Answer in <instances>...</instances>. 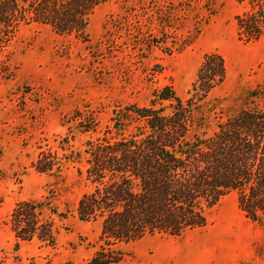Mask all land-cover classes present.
I'll list each match as a JSON object with an SVG mask.
<instances>
[{
  "label": "rangeland",
  "instance_id": "rangeland-1",
  "mask_svg": "<svg viewBox=\"0 0 264 264\" xmlns=\"http://www.w3.org/2000/svg\"><path fill=\"white\" fill-rule=\"evenodd\" d=\"M245 10L237 0H109L89 16L87 41L48 26L20 27L0 57V258L14 243L7 220L17 202L55 191L63 212L87 190L78 174L85 168V143L102 135L114 107L146 106L169 86L185 98L206 54L224 61L225 80L210 99H220L228 113L242 105L245 91L264 90V34L254 42L239 34L234 17ZM76 111L83 118L93 112L97 133L81 132L72 122ZM42 152L65 163L62 179L35 171ZM56 223L53 248L23 243L20 255L50 264L90 259L97 226L74 213ZM120 247L121 264H264V226L246 219L231 194L202 229Z\"/></svg>",
  "mask_w": 264,
  "mask_h": 264
},
{
  "label": "trees",
  "instance_id": "trees-1",
  "mask_svg": "<svg viewBox=\"0 0 264 264\" xmlns=\"http://www.w3.org/2000/svg\"><path fill=\"white\" fill-rule=\"evenodd\" d=\"M109 0H0V57L22 25L48 26L59 35L87 41L89 16ZM246 8L234 17L239 34L257 41L264 34V0H237ZM218 54H206L186 92H154L146 106H116L101 136L85 143L87 190L72 209L61 212L55 191L43 199L17 202L7 223L14 243L0 264H50L22 257L21 244L55 246L57 221L74 213L98 228L96 249L83 264H121V245L147 236L180 237L204 228L208 214L227 195L251 222L264 226V90L245 91L233 113L210 94L225 80ZM76 122L82 133H97L92 111ZM77 155V154H76ZM73 159L68 161L72 162ZM65 163L42 152L37 173L59 180Z\"/></svg>",
  "mask_w": 264,
  "mask_h": 264
}]
</instances>
